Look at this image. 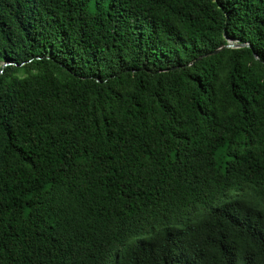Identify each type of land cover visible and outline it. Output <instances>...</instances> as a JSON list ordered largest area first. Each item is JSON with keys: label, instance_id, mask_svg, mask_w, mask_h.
Listing matches in <instances>:
<instances>
[{"label": "trees", "instance_id": "1", "mask_svg": "<svg viewBox=\"0 0 264 264\" xmlns=\"http://www.w3.org/2000/svg\"><path fill=\"white\" fill-rule=\"evenodd\" d=\"M0 264H264V0H0Z\"/></svg>", "mask_w": 264, "mask_h": 264}, {"label": "water", "instance_id": "2", "mask_svg": "<svg viewBox=\"0 0 264 264\" xmlns=\"http://www.w3.org/2000/svg\"><path fill=\"white\" fill-rule=\"evenodd\" d=\"M242 46H249L250 45L248 43H232V42H229L221 47H219L218 49H215L212 53H216L218 52L220 49L222 48H225V47H242ZM206 55V54H205ZM199 59V58H198ZM8 63H4V65H7Z\"/></svg>", "mask_w": 264, "mask_h": 264}]
</instances>
